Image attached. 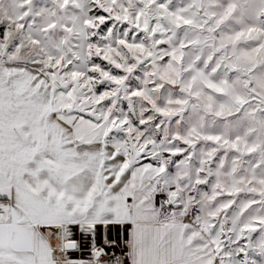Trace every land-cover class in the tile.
<instances>
[{"label": "snow or ice", "instance_id": "6c2138e0", "mask_svg": "<svg viewBox=\"0 0 264 264\" xmlns=\"http://www.w3.org/2000/svg\"><path fill=\"white\" fill-rule=\"evenodd\" d=\"M0 264H264V0H0Z\"/></svg>", "mask_w": 264, "mask_h": 264}]
</instances>
